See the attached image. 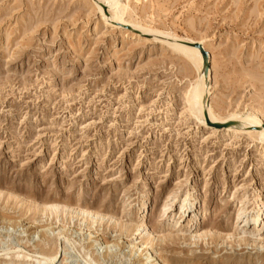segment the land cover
Instances as JSON below:
<instances>
[{
    "label": "rangeland",
    "instance_id": "1",
    "mask_svg": "<svg viewBox=\"0 0 264 264\" xmlns=\"http://www.w3.org/2000/svg\"><path fill=\"white\" fill-rule=\"evenodd\" d=\"M119 1L165 35L112 19L109 0L106 16L96 0H0V264H264L254 246H145L71 211L135 224L146 201L161 227L166 198L175 215L197 187L202 225L227 233L244 190L264 201V143L248 134L264 128V0ZM188 41L210 53L215 115L259 123L213 129L186 108L198 73L171 46Z\"/></svg>",
    "mask_w": 264,
    "mask_h": 264
},
{
    "label": "bare ground",
    "instance_id": "2",
    "mask_svg": "<svg viewBox=\"0 0 264 264\" xmlns=\"http://www.w3.org/2000/svg\"><path fill=\"white\" fill-rule=\"evenodd\" d=\"M96 1L102 10L101 7L102 5L100 4L101 2H104V0H96ZM109 1H110L109 9L112 10L111 18L120 22L123 21L129 23L128 21L125 20L123 16L126 13L128 6L122 5V3H120L119 0H109ZM114 10L116 11L114 12ZM102 13L104 16L105 14L103 10ZM129 25L139 27L141 32L143 31L144 33H147V35L149 34L152 36V34L153 35L156 34L155 35L156 39L160 38L158 36L165 35V34L162 35V33L159 34L150 28L140 27L136 24L129 23ZM177 44L176 45L173 44V46H171V49L178 53L183 54L191 63H193L196 72L198 73L197 80L192 84L191 88L186 92L184 97L185 106L186 108H188L190 112H194L197 115H200L201 117L205 118L207 121H209V124L213 122L214 125L213 129L215 128L218 129L216 125L221 124L222 125L221 128H230L231 130H233L235 125L237 127L235 128V130L238 131L241 129L242 125L248 126V124L259 123V120L257 119L255 120L252 117H248L246 119L232 118L230 122H226L225 118L215 115L211 105L209 104V99L211 97V90H212V85L210 80L214 68L211 66L212 64L211 56L210 53L208 52L207 46L202 41H198V42L188 41L184 45L183 44L177 45ZM195 44L202 45L204 50L209 53L210 66L208 70L204 69L203 55L200 49L195 46ZM238 120L244 121V123H241L240 121L239 123ZM235 121H237V123ZM232 122H235V124L233 125ZM245 128H249V127H245ZM248 134L253 136V138H255L257 141L259 140L260 142L264 143V128L263 129L257 128V130L255 129V131H249ZM193 191H194L193 193L192 192L190 193L189 191L186 193V197L182 201L181 206L178 209V213L175 215H172V213L174 212L172 208L174 207V204L178 197L177 194L172 193L166 198V201L161 208L159 217H161L167 224L164 223L165 225L162 224L161 227H155L150 225V220L148 219V215H144L145 207L147 205L146 201H144L141 204V206H139L138 208L139 210H141V212H140V216L137 218V221H135L136 218L134 219V222H136L135 224L134 223L130 224L127 219L123 220L122 218H117L112 215L102 214L98 211H81L79 209H73L71 211H74L75 213H79L80 215L83 216L86 215L87 216L86 218L91 217L93 221H96L97 223L100 224H103L104 222L110 223L113 225L114 229L120 231L123 235L128 234L127 232H131L129 234H131L130 236L132 237L135 232V235L141 236L140 239L142 240V242L145 240L144 241L145 246L153 247L155 245L154 243L156 242L158 246L167 249L170 248V246H174L177 245L179 242H182L185 245L190 244L195 246H198L199 244L201 245L215 244L216 246L218 244H221L222 247L225 246L226 248L231 246V249H233L234 247H243L244 245H246V246H254L257 249V251L264 250V212L257 211L258 208L259 210L263 209L262 206L259 205V201H262L263 205H264V201L260 199L261 198L260 196L262 195L259 194L260 191L259 189H255L252 194H249L248 191L244 190L245 193H243L242 196L240 195L239 202L241 203V207L236 215L234 229L231 231L230 229L229 230L225 229L227 230V233H220L219 231L215 230L213 227L206 228L204 225H202L200 217L204 215H202V213L200 214V209L198 208V204L201 202L199 201V194L197 187H195ZM194 195H197V197H195ZM236 197L237 196L233 195V199H235ZM253 201H254V204H252L253 207L249 211H247L248 204L252 203ZM60 208L61 207L58 206V204H56L53 206L45 207V211L58 210ZM65 210H67L66 207ZM124 211H127V208ZM176 216H178L177 219ZM187 218H189L187 221V226L182 228ZM170 220L173 221V223H175L173 226H170L171 224ZM165 227H172V228L166 229ZM146 249L147 247L144 248V250ZM257 254H264V252H257ZM139 257L143 258L142 254ZM152 257L154 256L152 255L151 257H147L145 264H195V262H192L189 259H175V260L165 261L160 256L159 257L157 256L153 261H150ZM56 258H57L56 256L43 258L44 262L41 261L40 259L37 264H52L54 263Z\"/></svg>",
    "mask_w": 264,
    "mask_h": 264
},
{
    "label": "water",
    "instance_id": "3",
    "mask_svg": "<svg viewBox=\"0 0 264 264\" xmlns=\"http://www.w3.org/2000/svg\"><path fill=\"white\" fill-rule=\"evenodd\" d=\"M195 46L200 49V51H201V53L203 55V58H204V69L205 70H208L209 69V66H210V63H209V53L204 50V48L202 47V45L195 44ZM216 126L218 128L222 127L221 124H217Z\"/></svg>",
    "mask_w": 264,
    "mask_h": 264
}]
</instances>
